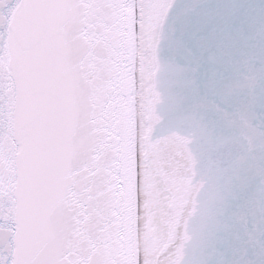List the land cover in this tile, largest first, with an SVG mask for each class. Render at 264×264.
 Segmentation results:
<instances>
[{
	"label": "snow or ice",
	"instance_id": "snow-or-ice-1",
	"mask_svg": "<svg viewBox=\"0 0 264 264\" xmlns=\"http://www.w3.org/2000/svg\"><path fill=\"white\" fill-rule=\"evenodd\" d=\"M0 264H264V0H0Z\"/></svg>",
	"mask_w": 264,
	"mask_h": 264
}]
</instances>
